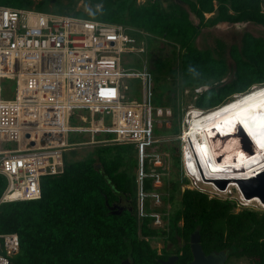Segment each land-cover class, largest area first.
Wrapping results in <instances>:
<instances>
[{
    "label": "trees",
    "instance_id": "obj_1",
    "mask_svg": "<svg viewBox=\"0 0 264 264\" xmlns=\"http://www.w3.org/2000/svg\"><path fill=\"white\" fill-rule=\"evenodd\" d=\"M87 1L89 12L59 14L121 24L136 30L129 34L138 41L170 44L171 58L161 60L159 50L151 52L150 67L153 103L170 107L174 119L178 89L194 94L193 108L210 111L264 85V37L245 32L239 45L221 40H216L215 49L195 45L203 29L219 24L264 27L263 0ZM32 4V0H0V5L15 8ZM34 9L48 12L42 3ZM206 14L212 16L206 18ZM172 132H179L177 125ZM132 151L131 145L100 146L91 157L64 162L61 174L43 176L39 199L0 204V234L14 233L19 239V253L12 264H121L125 259L154 264L158 255L151 249L152 239L164 237L165 242L177 244L181 238L188 245L195 231L208 250H228L232 258L264 264V211H235L237 202L199 190H181L177 179L168 180V195L160 198L170 204L177 201L174 213L167 215L165 209L150 206L153 199L146 197L145 215L140 217L133 171L138 161ZM151 182V178L144 180V192L152 190ZM6 185L0 175V197ZM112 205L123 210L113 214ZM152 213L162 215L166 229L151 226Z\"/></svg>",
    "mask_w": 264,
    "mask_h": 264
},
{
    "label": "built area",
    "instance_id": "obj_2",
    "mask_svg": "<svg viewBox=\"0 0 264 264\" xmlns=\"http://www.w3.org/2000/svg\"><path fill=\"white\" fill-rule=\"evenodd\" d=\"M130 31L136 30L0 5V175L7 180L0 204L39 199L41 178L61 174L64 152L80 145L67 141L74 133L113 135L94 143L133 147L140 217L144 198L161 200L169 166L158 149L174 114L153 103L150 73L122 68V54L146 52ZM128 79L141 81L139 100L127 95ZM76 111L86 112L82 126L70 125ZM146 178L152 179L149 192L142 189ZM150 216L156 224L162 217ZM19 248L16 234H0V264H12Z\"/></svg>",
    "mask_w": 264,
    "mask_h": 264
},
{
    "label": "rangeland",
    "instance_id": "obj_3",
    "mask_svg": "<svg viewBox=\"0 0 264 264\" xmlns=\"http://www.w3.org/2000/svg\"><path fill=\"white\" fill-rule=\"evenodd\" d=\"M33 4L30 6V8H35V6L39 3L43 4V9L48 12L52 13H73L76 11H84L89 12L91 10V6L89 1L87 0H32ZM143 2L142 0H137V3ZM262 10L264 12V0L262 4ZM209 17V16H208ZM207 17V18H208ZM248 32L254 36L264 37V27L247 23L245 26H234L231 24H219L210 28H205L201 31V34L197 37L195 41V45L199 49H215L216 48V40H221L226 45L236 44L239 45L242 35ZM143 42V47L146 50L145 53H126L122 54L121 56V66L123 69L127 71L132 72H143L146 70L148 73H151V80L152 84L154 86V75L152 73L150 63L152 59V53H157L156 50H159L158 52V58L160 57L161 60L170 59L171 53L173 51L170 44L165 43L163 40H160L155 43H150L149 41H139L138 45H141L140 43ZM168 78L165 80L161 79V81L158 83L163 84L165 81H167ZM128 92L127 95L135 97L137 100L140 99L141 93H142V84L139 79H128L125 80ZM261 87V86H259ZM176 98H177V113L175 115V121L174 124H172L170 127H166V129L173 128L175 125L178 126L179 132H168L166 141L162 144H160L158 151L164 156H168L165 158V162L167 166H169V170L167 172V175L163 178V183L167 182L166 186L164 187V184L162 183L160 186V189H158V192L160 195H168V182L170 180H177L179 179L181 190L184 189H191V190H199L204 193H206L209 197H217L221 199H229L232 201L237 202L235 211H239L242 208H249L252 210L257 211H264V207L262 205H258L255 203L244 205V201H240L239 196L237 195V192L230 188V193L221 192V190H217L216 187L213 185L205 183L203 180L200 181H193V178L190 177L186 170H185V163H184V152H183V139L181 138V133L184 131L188 124L187 116L188 112L191 108L194 107V99L195 96L193 93L185 92L183 93L178 89L176 91ZM164 100L166 102V99L164 97ZM86 115V112L83 111H76L74 112V117L70 120V125L72 126H82L81 122V116ZM98 118V116L96 117ZM174 118V117H173ZM179 136V138H178ZM113 135H106V134H99L94 135L93 137L90 136L89 133L84 134H69L67 141L70 144H78L80 145L76 146L74 149L67 150L63 154L64 162L71 164L73 162L86 159L88 157H91L93 155V151L104 145L101 142L94 143L96 141H102L105 138H112ZM8 148L15 147V144H9L7 146ZM182 154V156H181ZM132 155L135 159H137L136 151L133 149ZM175 157V158H174ZM164 158V157H163ZM162 164H164V160H162ZM137 169V168H136ZM136 169L133 168V171L136 172ZM169 180V181H168ZM178 197L176 198V200ZM150 206L156 205L159 209H165V214H173L174 211L177 208V201L174 202V204L166 203L162 200L158 201H149ZM138 204V203H137ZM141 205V204H140ZM153 212V211H152ZM160 214V213H159ZM160 216V215H159ZM158 223H151V226L153 228H159V229H166V220H164L162 217L157 221ZM151 243L153 246H159L162 243V240L160 237L154 238L151 240ZM229 264H249V262L244 258H238V259H231Z\"/></svg>",
    "mask_w": 264,
    "mask_h": 264
},
{
    "label": "bare ground",
    "instance_id": "obj_4",
    "mask_svg": "<svg viewBox=\"0 0 264 264\" xmlns=\"http://www.w3.org/2000/svg\"><path fill=\"white\" fill-rule=\"evenodd\" d=\"M261 91H264V85L210 111L190 109L186 120L188 126L182 131L181 138L184 142L185 170L193 181L197 179L200 181L202 177L205 179L256 177L257 172L264 169V149L259 147L256 140L239 122V119H248V122L254 125L255 121L251 117L264 114V103L259 99L250 103L260 107L250 108L249 104L243 103L248 97ZM233 105L249 108V111L245 114L240 112L239 107L233 109ZM233 117L237 119L231 126L227 125L225 121ZM244 141L250 143V151L244 146ZM230 188L225 193H230ZM243 201L244 205L255 203ZM255 204L261 205L258 202Z\"/></svg>",
    "mask_w": 264,
    "mask_h": 264
},
{
    "label": "water",
    "instance_id": "obj_5",
    "mask_svg": "<svg viewBox=\"0 0 264 264\" xmlns=\"http://www.w3.org/2000/svg\"><path fill=\"white\" fill-rule=\"evenodd\" d=\"M175 1H178V0H175ZM178 2L182 3V1H178ZM245 24H236L234 26H237V27L245 26ZM256 87L258 86L252 87L249 91H251L252 89ZM240 95L233 96L232 100H234ZM31 145H34V143H31ZM244 146H246L249 151L251 150V146L249 142L244 141ZM256 175H257L256 177L250 176V177H245V178H212V179L206 178L205 179L202 177L201 179L205 183L213 185L217 189L223 192L227 191L229 187L233 188L237 192V195L239 196L240 201L245 200L248 202H255V203L258 202L259 204L264 206V169L257 172ZM109 209L113 214H120V212L123 210V207H120L118 205H112V206H109ZM189 242H190V247H191V251L193 255V261L189 264H214V259L211 256L209 257L204 256L203 251L200 246V235L197 231H195L194 233L190 235ZM124 263L129 264L128 261H125ZM163 264H172V261L168 260L167 262H164Z\"/></svg>",
    "mask_w": 264,
    "mask_h": 264
},
{
    "label": "flooded vegetation",
    "instance_id": "obj_6",
    "mask_svg": "<svg viewBox=\"0 0 264 264\" xmlns=\"http://www.w3.org/2000/svg\"><path fill=\"white\" fill-rule=\"evenodd\" d=\"M160 238L162 240V243L159 246H153L150 241L151 249L155 250L158 255V257L155 259L156 262L154 264H163L168 260H171L172 264H189L193 261L190 242H188L187 245L181 238H178L177 244H174L165 242L164 237ZM200 246L205 257L211 256L214 259V264H229L232 259L228 250H208L201 244V241ZM125 261H128L129 264H145L141 263L140 261L135 262L130 259L123 260L121 264H125Z\"/></svg>",
    "mask_w": 264,
    "mask_h": 264
},
{
    "label": "snow or ice",
    "instance_id": "obj_7",
    "mask_svg": "<svg viewBox=\"0 0 264 264\" xmlns=\"http://www.w3.org/2000/svg\"><path fill=\"white\" fill-rule=\"evenodd\" d=\"M256 99H259L261 103H264V91H261L254 96L248 97L246 101H244L243 103L249 104L250 108L260 107V105L250 103L251 101H254ZM237 107L240 108V112H243L245 114H247L249 111V108H245L243 106H237V105L232 106L233 109H236ZM225 111H228V109H225ZM236 119L237 117H233L232 119L226 120L225 123L231 126ZM251 119L255 121L254 125L250 124L248 122V119H239V122L243 124L245 129L248 131L249 135L256 140L259 147L261 149H264V114H261L258 117L253 116L251 117Z\"/></svg>",
    "mask_w": 264,
    "mask_h": 264
},
{
    "label": "crops",
    "instance_id": "obj_8",
    "mask_svg": "<svg viewBox=\"0 0 264 264\" xmlns=\"http://www.w3.org/2000/svg\"><path fill=\"white\" fill-rule=\"evenodd\" d=\"M208 16L211 17L212 14H206V15H205L206 18H207ZM209 17H208V18H209ZM193 109H195V108H193ZM196 110H197V109H196ZM200 111H201V110H200Z\"/></svg>",
    "mask_w": 264,
    "mask_h": 264
}]
</instances>
